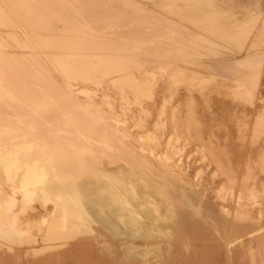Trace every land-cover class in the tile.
Segmentation results:
<instances>
[{
	"label": "bare ground",
	"instance_id": "1",
	"mask_svg": "<svg viewBox=\"0 0 264 264\" xmlns=\"http://www.w3.org/2000/svg\"><path fill=\"white\" fill-rule=\"evenodd\" d=\"M0 255L264 264V0H0Z\"/></svg>",
	"mask_w": 264,
	"mask_h": 264
},
{
	"label": "rangeland",
	"instance_id": "2",
	"mask_svg": "<svg viewBox=\"0 0 264 264\" xmlns=\"http://www.w3.org/2000/svg\"><path fill=\"white\" fill-rule=\"evenodd\" d=\"M199 59H214V58H199ZM209 103L204 104L199 98L200 101V114L202 116V128L207 133H211V137L218 138L220 142L224 141H234L238 135V125L240 124L241 113L235 111V106L231 100L227 97L221 95L210 93L209 94ZM211 105V106H210ZM203 110V111H202ZM225 122V123H223ZM222 123V125H221ZM219 124V125H218ZM228 126V127H227ZM222 138H221V137ZM207 179V176H205ZM46 253V252H44ZM42 254L43 256L45 254ZM41 254H37L35 257L38 259L43 257ZM34 256H29L28 258L22 257L18 259L16 263L7 262L5 259H2L0 255V264H33L37 262Z\"/></svg>",
	"mask_w": 264,
	"mask_h": 264
}]
</instances>
